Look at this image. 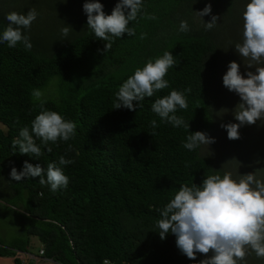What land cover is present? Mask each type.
<instances>
[{"label":"trees","instance_id":"obj_1","mask_svg":"<svg viewBox=\"0 0 264 264\" xmlns=\"http://www.w3.org/2000/svg\"><path fill=\"white\" fill-rule=\"evenodd\" d=\"M85 2L91 0H48L43 8L44 0H0V34L9 13L26 14L32 8L38 13L24 30L31 50L22 43L10 48L0 42V123L5 127L0 128V182L10 189L7 201L15 203L11 196L36 220L23 237L0 244V255L26 250L31 234L55 264H104L103 259L108 264H199L206 257L197 253L196 260L188 259L171 232L161 240L160 210L181 185L199 186L208 176L224 174L199 147L183 145L191 133L212 127L215 100L210 92L229 41L244 39L249 0H142L137 18L129 22L135 35L113 37L105 52L108 42L87 26ZM98 2L110 15L119 0ZM209 3L211 13L200 18L196 12ZM213 15L219 17L217 25L207 30L205 23ZM182 20L189 31L179 30ZM65 26L71 28L66 37ZM166 51L176 61L164 77L169 86L145 97L135 111L113 109L128 77ZM52 76L58 78L57 97L35 99L33 90L42 89ZM172 90L186 97L187 109L177 107L175 115L188 129L174 127L152 111V103ZM42 108L74 122L76 134L47 145L33 134L41 155L21 154L13 141L25 126L32 134L31 123ZM61 156L74 161L61 166L69 178L66 188L52 191L39 183L40 177L10 178L12 167L19 172L25 161L46 170Z\"/></svg>","mask_w":264,"mask_h":264},{"label":"clouds","instance_id":"obj_2","mask_svg":"<svg viewBox=\"0 0 264 264\" xmlns=\"http://www.w3.org/2000/svg\"><path fill=\"white\" fill-rule=\"evenodd\" d=\"M141 8L142 0H119L111 14L106 15L98 0L83 4L87 26L98 39L108 42L105 43L104 52L111 49L113 37L120 38L125 33L128 36L135 35L129 22L137 18ZM196 13L200 18L209 15L211 4H206L202 11ZM37 16L35 8L29 9L26 14L9 13L6 16L8 25L0 34V42H7L10 48L22 43L26 50H31L33 45L24 30L31 27ZM148 18L156 19L154 16ZM218 19L215 15L211 16V21L205 23V28L211 30L217 25ZM243 20L244 39L242 43L235 45V50L240 56L259 64L264 60V0H250L245 6ZM70 30L69 26H65L62 34L66 37ZM179 30L189 31L187 21L180 22ZM174 65V56L166 51L161 57L154 61L150 59L142 68H137L119 87L113 109L123 107L135 111L145 97H153L156 92L167 88L169 82L164 77ZM246 66L252 68L253 64L250 62ZM255 70V74L246 72L245 78L240 73V65L233 61L222 77L223 86L230 92H235L241 100L235 106L238 110L234 114L239 123L221 124L230 140L240 138L238 130L241 126L255 124L264 117V67H257ZM32 95L40 99L43 93L37 89L33 90ZM133 101L139 103L134 105ZM177 107H188L184 93L177 90L156 99L151 105L152 111L163 121L174 127L183 125L188 129L189 124L175 115ZM220 111L226 113L228 109ZM152 127H156V121H152ZM31 133L27 126L23 127L19 138L13 141V147L18 145L21 154L39 157L41 147L36 144L33 134L45 145L50 141L55 143L58 139L68 141L76 134V124L66 121L55 111L42 108L31 123ZM214 142L215 139L206 133L196 131L187 137L183 147L195 150L200 145L208 146ZM47 151L50 152L51 149L48 148ZM72 163L73 160L61 156L58 164L49 163L45 170L39 164L33 166L25 161L21 171L17 172L12 167L9 175L15 181L25 177H40L41 185L48 184L52 191H56L66 188L69 183L61 166ZM160 215L158 234L161 240L171 232L176 237L177 248L188 259L196 260L197 253L206 257L199 264H238V261L245 258L248 248L257 256L264 257V182L258 180L253 173L241 175L239 180L233 179L231 173H225L222 177L211 175L199 186L181 185L174 198L160 210ZM209 253L212 255L208 256ZM104 264H108V261Z\"/></svg>","mask_w":264,"mask_h":264},{"label":"rangeland","instance_id":"obj_3","mask_svg":"<svg viewBox=\"0 0 264 264\" xmlns=\"http://www.w3.org/2000/svg\"><path fill=\"white\" fill-rule=\"evenodd\" d=\"M47 1L44 0V4H41L43 8L46 7ZM44 11L46 12L45 9ZM34 25L43 26L44 24L36 22ZM242 42L243 40L239 39L236 44ZM229 44L227 51L225 49L222 52L223 58L226 59L220 63L218 80L210 92L212 99L215 100L214 122L212 127L203 131L209 137L214 138L215 142L208 146L200 145L199 153L207 157L213 166L220 168L224 174L231 173L232 178L235 180H239L241 175L253 173L258 180L264 182V117L261 120H257L255 124L241 126L238 130L240 138L235 140L228 139L226 129L221 127V124L239 123L235 120L234 114L238 110L235 109V106L241 102L240 97L235 92H230L225 88L222 82V77L227 72L229 63L233 61L238 63L241 75L247 78L246 72L251 71L255 74V68L264 67V60L259 64L252 62L249 58L240 56L235 50L236 44H231L230 41ZM250 62L253 64L252 68L246 66ZM39 90L43 93L41 98L55 99L58 94L57 76L50 77L45 86ZM221 109H228V111L223 113V111H220ZM0 128L2 130L5 129L2 123H0ZM9 190L3 181H1L0 197L5 198L6 201ZM9 197L13 200L12 203L15 202L12 205H16L14 207L19 208V202H16L11 196ZM33 223H36V220L33 218L29 216L25 217L19 211L7 208L6 204L0 203V239L4 243L8 244L23 237L25 227ZM28 237L29 242H31L27 248L31 252H36L41 242L35 235L29 234ZM26 259L30 258L26 257ZM238 264H264V257L257 256L253 250L248 248L245 258L238 261Z\"/></svg>","mask_w":264,"mask_h":264},{"label":"crops","instance_id":"obj_4","mask_svg":"<svg viewBox=\"0 0 264 264\" xmlns=\"http://www.w3.org/2000/svg\"><path fill=\"white\" fill-rule=\"evenodd\" d=\"M0 203H2L4 205L6 204L7 208H12L15 211H19V213L21 215H24L25 217H27V214L22 209L14 207L15 205H12L10 202L6 201L5 198L0 197ZM20 225H22V224H20ZM0 244L6 245V243H4V241H2L1 239H0ZM40 247H42L41 244L37 247V249ZM20 250H24V249H20ZM26 250H29V249L27 248ZM14 257H15V252L13 254L0 255V264H18L13 259ZM26 264H55V261L49 257H46L44 255H40L38 259H32V260L28 259Z\"/></svg>","mask_w":264,"mask_h":264},{"label":"built area","instance_id":"obj_5","mask_svg":"<svg viewBox=\"0 0 264 264\" xmlns=\"http://www.w3.org/2000/svg\"><path fill=\"white\" fill-rule=\"evenodd\" d=\"M37 164V163H35ZM43 254V249L40 247L37 249L36 252H31L29 250H15V257L18 258L17 263L18 264H26L27 259L26 257H29L32 259H38L40 255ZM107 261L106 259H103V262Z\"/></svg>","mask_w":264,"mask_h":264},{"label":"bare ground","instance_id":"obj_6","mask_svg":"<svg viewBox=\"0 0 264 264\" xmlns=\"http://www.w3.org/2000/svg\"><path fill=\"white\" fill-rule=\"evenodd\" d=\"M29 251H31V250H29Z\"/></svg>","mask_w":264,"mask_h":264}]
</instances>
